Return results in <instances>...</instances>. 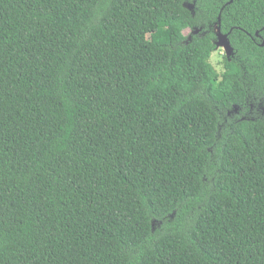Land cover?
Masks as SVG:
<instances>
[{
  "label": "trees",
  "instance_id": "trees-1",
  "mask_svg": "<svg viewBox=\"0 0 264 264\" xmlns=\"http://www.w3.org/2000/svg\"><path fill=\"white\" fill-rule=\"evenodd\" d=\"M187 1L0 0V264H264V0Z\"/></svg>",
  "mask_w": 264,
  "mask_h": 264
},
{
  "label": "rangeland",
  "instance_id": "rangeland-1",
  "mask_svg": "<svg viewBox=\"0 0 264 264\" xmlns=\"http://www.w3.org/2000/svg\"><path fill=\"white\" fill-rule=\"evenodd\" d=\"M187 5L189 8H192L194 5L193 1L188 0ZM214 31L217 33L218 37V43H217V49L213 53L211 62L213 66L216 68V70L221 73L223 71V62L225 57L231 58L233 56L232 50L227 42L219 33L217 25H214ZM204 33L202 31V28L196 29V30H189V34H202ZM256 117H264V105L261 103L260 99L257 96H251V98L248 100V103L246 106L243 107H234L231 111H228L223 116V122L222 126L225 125L226 121L228 119H237V118H252L255 119Z\"/></svg>",
  "mask_w": 264,
  "mask_h": 264
},
{
  "label": "water",
  "instance_id": "water-1",
  "mask_svg": "<svg viewBox=\"0 0 264 264\" xmlns=\"http://www.w3.org/2000/svg\"><path fill=\"white\" fill-rule=\"evenodd\" d=\"M220 22H221V16L219 17V24H220ZM218 33L225 39V40H227V42H228V44H229V46H230V43H229V40H228V35L227 34H222L221 33V29H220V25H219V27H218ZM230 48H231V46H230Z\"/></svg>",
  "mask_w": 264,
  "mask_h": 264
},
{
  "label": "flooded vegetation",
  "instance_id": "flooded-vegetation-1",
  "mask_svg": "<svg viewBox=\"0 0 264 264\" xmlns=\"http://www.w3.org/2000/svg\"><path fill=\"white\" fill-rule=\"evenodd\" d=\"M219 27V25L217 26V28Z\"/></svg>",
  "mask_w": 264,
  "mask_h": 264
}]
</instances>
